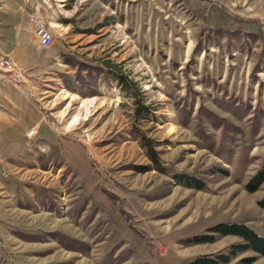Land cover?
I'll return each instance as SVG.
<instances>
[{
    "label": "rangeland",
    "instance_id": "1",
    "mask_svg": "<svg viewBox=\"0 0 264 264\" xmlns=\"http://www.w3.org/2000/svg\"><path fill=\"white\" fill-rule=\"evenodd\" d=\"M37 6L55 34L30 78L37 95L28 104L62 132L61 150L47 148L39 132L26 135L36 121L28 105L9 122L15 137L0 163V264H185L235 239L181 243L218 222L245 223L264 236V181L253 192L245 187L264 165V0ZM104 60L137 83L153 118L134 121L133 98ZM90 99L97 104L86 106ZM212 115L228 122L226 135ZM177 172L207 189L177 184ZM248 256L255 259L247 264H264L252 251L230 264Z\"/></svg>",
    "mask_w": 264,
    "mask_h": 264
},
{
    "label": "crops",
    "instance_id": "2",
    "mask_svg": "<svg viewBox=\"0 0 264 264\" xmlns=\"http://www.w3.org/2000/svg\"><path fill=\"white\" fill-rule=\"evenodd\" d=\"M44 1L48 2L49 0ZM28 19L29 15L27 5L23 0H5L4 8L0 10L1 49L5 53L13 56V58L18 61L25 69H27V71L24 76V91H22L21 87L13 85L6 79H0V143L2 145L1 139L5 137L8 142V146L3 147L2 145L3 150L6 153H11L10 145L12 143L11 140H13L15 137V128H13L9 122L17 118L18 112L25 110V112L28 113L27 110L30 109V113L28 114H34L36 121L33 123V125L26 129V135L31 127L36 128L34 135L39 132L48 138L47 148H53L58 151L59 154L61 150V144L55 146V143L57 142L55 141L57 139L56 132L58 135H60L62 132L59 131V129L56 130L49 122H47L46 117L42 116L40 110L36 108L35 104L34 106L28 104V100L30 99L28 96L33 97L37 95L35 86L31 84L30 78L33 74H38V72H40L42 69L41 67L44 65V53L46 50V47L41 46L39 43L37 36L27 27ZM43 20H45L44 23L50 28V23L44 17ZM74 95L77 94H73V96ZM26 105L29 106V109ZM61 139V136H59V143H61ZM227 236L235 237V239L232 240V242H230L227 246L241 241V238L234 235H226L221 238H225ZM212 252L214 251H202L200 254ZM239 256L227 264H230Z\"/></svg>",
    "mask_w": 264,
    "mask_h": 264
},
{
    "label": "trees",
    "instance_id": "3",
    "mask_svg": "<svg viewBox=\"0 0 264 264\" xmlns=\"http://www.w3.org/2000/svg\"><path fill=\"white\" fill-rule=\"evenodd\" d=\"M66 20V19H65ZM110 70L114 72V79L117 82L118 87L125 93V95L133 98V118L134 121L137 122L139 120H148L154 117L153 111L155 110L151 104H145L143 102V98L139 96L140 88H138L137 83L133 79H128L127 76L122 74L121 69H119L120 65L112 62L110 60L103 61ZM91 67L92 65H87ZM114 68V69H113ZM141 93V91H140ZM212 117L219 121V125H223L226 121L222 118H219L215 115ZM228 127V122H225L224 134L226 135ZM140 136V141H142L144 146H148V154L149 157L154 162L157 170H163L160 165V161L156 156V152L150 147V144L147 143L148 138L141 132V130L136 129ZM226 140V139H225ZM138 168V167H136ZM146 168V167H142ZM138 169H141L139 167ZM221 172L226 173L227 170H221ZM213 174V173H211ZM173 178L177 181V184L183 185L189 188H195L198 190H205L207 186L203 179H200L194 175H190L184 172H177L172 174ZM264 181V165L258 169L252 177L248 180L245 187L249 192H253L258 189L261 183ZM205 233L203 234H195L192 236H188L181 240L186 246L202 244V243H213L217 239L226 236V235H234L241 238L240 242H235L230 244L224 249L217 250L212 253L198 254L192 257L185 264H227L237 256L247 252L252 251L257 255L264 256V236L260 235L256 231H254L251 227H249L245 223H235V222H218L214 225H211L205 229ZM254 256L242 257L239 259V263L247 264L254 261Z\"/></svg>",
    "mask_w": 264,
    "mask_h": 264
},
{
    "label": "built area",
    "instance_id": "4",
    "mask_svg": "<svg viewBox=\"0 0 264 264\" xmlns=\"http://www.w3.org/2000/svg\"><path fill=\"white\" fill-rule=\"evenodd\" d=\"M27 5L29 19L27 27L37 36L41 46L46 47L53 43L54 29H48V25H44L43 20V7L37 6V0H23ZM5 0H0V10L4 8ZM27 69H25L13 56L5 53L1 49L0 40V79L4 78L11 82L13 85L21 87L24 91L23 85H25L24 76ZM35 128H32L27 135L33 136L35 134ZM86 141L92 140L91 135L85 132ZM5 160L4 150L0 143V163Z\"/></svg>",
    "mask_w": 264,
    "mask_h": 264
},
{
    "label": "bare ground",
    "instance_id": "5",
    "mask_svg": "<svg viewBox=\"0 0 264 264\" xmlns=\"http://www.w3.org/2000/svg\"><path fill=\"white\" fill-rule=\"evenodd\" d=\"M82 1H84V0H82ZM45 21V20H44ZM44 25H46L45 23H44ZM48 29H50L49 28V26H48ZM50 45V44H49ZM48 46V45H47ZM67 96H70V94H66L65 95V97H67ZM80 97L78 96V95H74V97H73V99H75V100H77V99H79ZM84 104L86 105V106H89V105H95V104H97V102H96V100H91V101H86V102H84ZM81 111H79L78 112V114L74 117V120H73V122L75 123L76 121H79V116H80V113ZM75 124H77V122L75 123ZM74 124V125H75Z\"/></svg>",
    "mask_w": 264,
    "mask_h": 264
}]
</instances>
